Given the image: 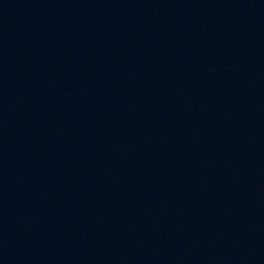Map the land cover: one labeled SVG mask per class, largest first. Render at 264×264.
<instances>
[{
    "label": "water",
    "instance_id": "1",
    "mask_svg": "<svg viewBox=\"0 0 264 264\" xmlns=\"http://www.w3.org/2000/svg\"><path fill=\"white\" fill-rule=\"evenodd\" d=\"M0 264H264V0H0Z\"/></svg>",
    "mask_w": 264,
    "mask_h": 264
}]
</instances>
